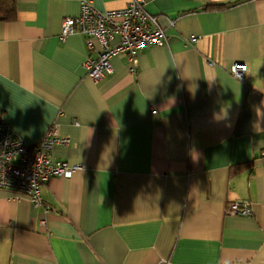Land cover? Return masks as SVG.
Listing matches in <instances>:
<instances>
[{"label":"crops","instance_id":"0c3cea01","mask_svg":"<svg viewBox=\"0 0 264 264\" xmlns=\"http://www.w3.org/2000/svg\"><path fill=\"white\" fill-rule=\"evenodd\" d=\"M145 1L168 44L140 51L134 73L113 57L100 80L83 65L97 40L61 39L81 0H15L0 22L8 124L33 146L57 122L72 142L53 157L82 165L45 184L49 214L0 188V264H264V0ZM238 199L252 215L225 212Z\"/></svg>","mask_w":264,"mask_h":264},{"label":"built area","instance_id":"2783aa9c","mask_svg":"<svg viewBox=\"0 0 264 264\" xmlns=\"http://www.w3.org/2000/svg\"><path fill=\"white\" fill-rule=\"evenodd\" d=\"M145 0H129L126 6L111 10H98L89 0H81V11L77 16H67L61 25V39L82 33L86 36L89 49L94 48V40L99 43L95 55L90 54L83 65L94 80L102 79L113 72L111 60L125 54L130 63V72L136 71L138 53L150 46L168 44L166 28L160 22V15L145 7ZM173 20L170 24L173 25ZM190 36L188 41H194ZM249 65L234 62L229 72L238 80L245 81ZM72 142L69 135L62 134L54 122L33 146H28L8 124L4 111L0 110V188L13 192L17 197L30 199L35 208L42 207L49 214L51 206L46 203L42 189L50 178L59 176L70 178L81 169L80 164L53 157L56 146H67ZM261 154L264 156V150ZM225 212L232 215L250 216L253 213L248 199H238L226 204ZM42 223L46 219H41ZM162 264H170L163 260Z\"/></svg>","mask_w":264,"mask_h":264},{"label":"trees","instance_id":"16d2710c","mask_svg":"<svg viewBox=\"0 0 264 264\" xmlns=\"http://www.w3.org/2000/svg\"><path fill=\"white\" fill-rule=\"evenodd\" d=\"M228 4L211 5L207 8H225ZM16 2L15 0H0V22H10L16 19Z\"/></svg>","mask_w":264,"mask_h":264}]
</instances>
